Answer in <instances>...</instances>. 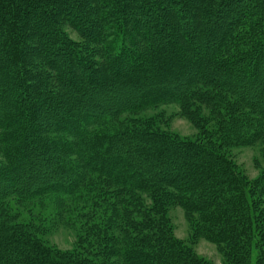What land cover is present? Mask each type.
Segmentation results:
<instances>
[{
  "label": "trees",
  "instance_id": "trees-1",
  "mask_svg": "<svg viewBox=\"0 0 264 264\" xmlns=\"http://www.w3.org/2000/svg\"><path fill=\"white\" fill-rule=\"evenodd\" d=\"M66 25L112 52L107 68L88 66ZM34 50L45 60L36 71ZM46 79L70 90L39 114ZM170 101L209 105L222 137L181 138L131 118ZM41 118L44 134L60 133L42 135L43 147L77 164L36 148ZM0 130V264H211L172 233L171 203L228 264H264V173L248 180L223 150L264 139V0H0ZM9 197L58 198L80 225V250L46 248Z\"/></svg>",
  "mask_w": 264,
  "mask_h": 264
},
{
  "label": "rangeland",
  "instance_id": "rangeland-1",
  "mask_svg": "<svg viewBox=\"0 0 264 264\" xmlns=\"http://www.w3.org/2000/svg\"><path fill=\"white\" fill-rule=\"evenodd\" d=\"M93 12L95 16L98 15L97 9H94ZM64 30H66L71 41L81 46V50L89 60L88 66L97 68L100 72L102 71V67L107 68V58L112 52L107 53L104 50V47H101L100 44H94L91 40L84 39L83 36H81L72 26L66 25ZM34 39L38 40V37H34ZM111 40L112 41L110 42H114L113 46L115 48L121 47V44H125L122 36L115 39L112 37ZM35 52L37 51L34 50V53L32 52V54H28V57L35 61L34 71L39 70L45 61L42 59L43 55H41V52L39 54ZM67 61L68 58L61 59L58 56L55 57V63L53 64L58 66L63 64L66 66ZM82 68L83 66L81 64H78L76 61L72 62V70H76L80 74ZM53 72L50 73L51 76H53ZM37 75L39 76L40 74ZM34 79L35 81H38L37 76L34 77ZM46 80V85L44 82L45 80H43L41 84L39 82L40 85H38L40 87L36 93L39 99L44 100L40 102L37 107L39 114L40 111L41 113L47 114V112H49V109L46 108L47 106L59 108L61 98H64L65 94H67V90H70V88H67L66 84L58 87L57 85L55 86V84L48 82V79ZM34 90V87L28 88L27 95H34ZM48 93H52V96H49ZM83 96L88 95L87 93L80 95L78 98L79 102H82L81 98ZM80 105L81 104H79V107ZM214 113V110L207 104H200L196 109H191V111L189 110L187 112L181 107L179 102L170 101L161 103L155 107L146 108L137 114L132 115L131 118L139 122L153 124L154 126L173 133L181 138H189L192 140L211 139L218 142L220 137H222V134L219 133L218 122L216 121L217 118ZM126 116L127 114H124L121 116L120 120H125ZM128 118H130V116ZM42 120L43 119L41 118V122H35L37 125L34 130L35 133H31L30 135L36 137L40 141L36 148H39L42 152L46 151L49 155L53 156V158H64L67 163L75 164L76 162L77 164L78 161L74 155L63 151L64 148L59 147L58 149H53L52 147H43L41 143L42 135L47 138L48 136L53 138L58 137L60 133H52L49 135L44 134L43 123L45 121ZM25 121L27 120H22L20 122L23 125ZM248 131L250 133L252 130ZM1 134L2 130H0V138ZM67 138L68 140H71L70 137ZM2 150L0 143V168H4L7 165ZM223 150L229 159L235 164L240 173L248 180L255 181L264 173V139L247 144L237 143L224 145ZM59 203L61 202L55 197H42L31 203L9 197L8 209L12 215H15L18 222L33 225L36 230V238L39 239L46 248L60 253L72 254L80 250L79 239L82 232L78 222L71 223L67 221L65 218L66 211L60 209ZM165 213L174 236L182 243L191 247L196 255L206 259L211 264H228L223 250L218 245L206 238L194 234L192 223L180 205L174 203L169 204Z\"/></svg>",
  "mask_w": 264,
  "mask_h": 264
}]
</instances>
